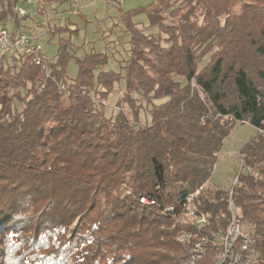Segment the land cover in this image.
<instances>
[{
    "label": "trees",
    "instance_id": "16d2710c",
    "mask_svg": "<svg viewBox=\"0 0 264 264\" xmlns=\"http://www.w3.org/2000/svg\"><path fill=\"white\" fill-rule=\"evenodd\" d=\"M19 2L0 0L13 41L66 36L54 59L42 47L45 67L19 45L0 51V264H214L209 243L185 260L193 242L229 225L231 191L264 264V0L119 3L129 54L118 70L107 68L106 51H69L80 26L58 6L70 2L65 11L81 16L71 12L75 0H38L24 15ZM238 4L247 10L233 12ZM142 12L144 29L133 20ZM37 17L41 33L25 24ZM122 82L119 110L107 115L103 103ZM136 94L151 107L148 124ZM246 122L258 133L240 149L238 182L207 186L224 139ZM200 187L198 207L212 217L201 229L174 216ZM185 232L189 243L178 240Z\"/></svg>",
    "mask_w": 264,
    "mask_h": 264
},
{
    "label": "rangeland",
    "instance_id": "374dc122",
    "mask_svg": "<svg viewBox=\"0 0 264 264\" xmlns=\"http://www.w3.org/2000/svg\"><path fill=\"white\" fill-rule=\"evenodd\" d=\"M79 10L82 9L83 15H70L68 9L70 2H65L58 6V11L61 13L60 18H70L73 23L80 26V31L72 37L73 46L69 48L71 53L76 52L78 56L81 53L89 51H106L110 55L107 68L118 70L121 64H124L128 56L129 34L125 30L123 21L120 19L119 3L124 10L136 7H147L154 0H75ZM182 0H175L178 4ZM53 5H48L52 8ZM18 7H24L28 11L33 12V7L29 6L25 1L20 0ZM41 8V7H40ZM245 4H238L234 7L233 12L242 13L247 10ZM39 9V8H38ZM38 12V11H37ZM40 15L42 12H38ZM53 11H50L52 14ZM169 18V16H168ZM133 20L138 26L144 29L149 21L145 12L136 14ZM40 21V18H35V21L28 20L25 24L30 26L36 33H41L39 28L35 26ZM73 27V26H72ZM35 28V29H34ZM155 29H149L152 31ZM147 31V32H148ZM66 34H52L50 32L42 33L41 41L43 43V52L50 58L54 59L58 53L59 39ZM209 59L206 56L199 66L202 67ZM77 72V64L75 57H72L69 62L68 75L74 76ZM123 82L116 85L115 91L111 94L109 100L104 102V109L107 115L118 111L116 106L117 99L122 95ZM137 101L142 103L143 108L140 110L139 121L145 125L151 122L150 105L141 95L136 94ZM20 106V102H16ZM128 110L127 106H124ZM135 122L134 119L131 120ZM258 133V130L251 124L237 123L231 133L224 139L217 163L210 180L206 183L209 187H222L231 189L238 181V173L243 169V162L240 156V149L252 137ZM243 171V170H242ZM248 231L247 225L243 227Z\"/></svg>",
    "mask_w": 264,
    "mask_h": 264
},
{
    "label": "built area",
    "instance_id": "2783aa9c",
    "mask_svg": "<svg viewBox=\"0 0 264 264\" xmlns=\"http://www.w3.org/2000/svg\"><path fill=\"white\" fill-rule=\"evenodd\" d=\"M27 4L34 0H24ZM20 15L27 13L24 7H18ZM72 13H78L79 7L77 4H72ZM19 45L20 49L26 53L33 54L37 63H43L44 57L41 54L43 47L42 42L35 41L30 35L22 33L21 36L13 41L9 37L8 30L0 21V51L3 53L12 52L14 47ZM45 67L44 64H42ZM238 181V180H237ZM200 188L190 192L182 204L181 209L177 212L172 206L167 207V210H172L177 222L185 224L192 221L199 229L211 225V213L201 210L197 204V198L200 193ZM140 200L149 205L155 204V200L146 196H141ZM229 208L231 211V220L226 228H218L211 230L210 233L204 235L198 241L193 242L190 254L185 260V263H194L205 253L207 244H212L217 249V254L214 264H258L254 254L253 242L254 237L250 232L245 231L238 220L237 208L232 199V191L229 196ZM191 233H181L178 235V240L181 242H190Z\"/></svg>",
    "mask_w": 264,
    "mask_h": 264
},
{
    "label": "crops",
    "instance_id": "0c3cea01",
    "mask_svg": "<svg viewBox=\"0 0 264 264\" xmlns=\"http://www.w3.org/2000/svg\"><path fill=\"white\" fill-rule=\"evenodd\" d=\"M38 0H34L33 2H31V3H29L28 5L29 6H32L33 7V11L37 8V6H38V2H37ZM46 14V13H45ZM44 14V15H45Z\"/></svg>",
    "mask_w": 264,
    "mask_h": 264
}]
</instances>
